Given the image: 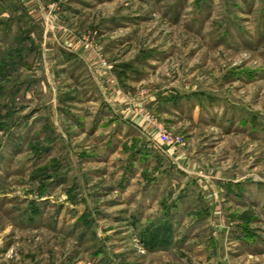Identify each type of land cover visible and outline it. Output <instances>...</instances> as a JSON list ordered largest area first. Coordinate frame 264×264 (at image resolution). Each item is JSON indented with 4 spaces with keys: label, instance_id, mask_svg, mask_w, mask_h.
<instances>
[{
    "label": "rangeland",
    "instance_id": "obj_1",
    "mask_svg": "<svg viewBox=\"0 0 264 264\" xmlns=\"http://www.w3.org/2000/svg\"><path fill=\"white\" fill-rule=\"evenodd\" d=\"M77 40L157 145L264 183V0H0V264H264L230 238L264 237L251 200L222 208L234 222H191L186 206L164 217L139 203L135 177L125 184L117 143L80 134ZM112 115L103 106L97 118Z\"/></svg>",
    "mask_w": 264,
    "mask_h": 264
},
{
    "label": "crops",
    "instance_id": "obj_2",
    "mask_svg": "<svg viewBox=\"0 0 264 264\" xmlns=\"http://www.w3.org/2000/svg\"><path fill=\"white\" fill-rule=\"evenodd\" d=\"M64 43H67V41ZM73 47L70 52L71 57L77 59V112L80 114H77V129L87 139H93L95 142L98 141L102 145L104 144V148L107 150L114 146L113 143H117L114 151L120 150L122 151L121 155H123L122 161L117 165L121 166V174L125 179V184L133 181L132 178L134 177V180L139 182L136 188L138 193L135 197L140 204L149 205L151 201L152 205L155 204V206L160 207V214L164 217L172 216L173 212L180 213V208L186 206L185 213H189L192 218L189 217L191 222L202 220L225 222L226 218L229 222H234L235 219L228 216L229 212H225L227 207L224 210L222 208L228 204L229 206L233 204L235 208H239L242 206V202L248 199L251 200L253 205H257V221L264 223V195L259 200V194L255 193L253 189V187L264 188V183L255 180L247 181L242 177L235 176L237 175L236 172L227 176L222 172L213 175V172L200 167L199 162L194 157L187 156L186 151H174L157 145L158 142L153 140L155 135L151 128L145 126L142 121H138L139 124L135 119L131 121L126 109L124 111L122 109V101L114 102L112 97L114 93L118 95L119 90H115L114 83H112L113 71H110V68H104L97 55L81 48L78 40L77 45L74 44ZM113 68L123 71V69H120V65ZM87 74L90 76H87ZM94 74L102 77L101 84L95 82L92 84L91 77L93 78ZM97 95L103 98L104 105L99 106L96 102L98 101V98L96 99ZM103 106H105V110L110 109L111 113L120 120L114 119L113 115L109 119L105 117V120H98L97 114L103 109ZM85 108L94 111L88 118L82 114ZM104 122L109 124L110 129L101 133L99 125ZM131 122L137 127L133 126ZM123 126L128 129L132 126L138 130L139 134L130 137V135L120 133L119 131L123 129ZM80 127L82 128L80 129ZM144 141L151 143L148 146L152 147L154 153L157 152L160 156L159 163L153 166L147 165L150 164L151 153L146 149L148 146H145ZM119 143L123 144L122 147ZM131 146L132 150H130ZM140 165H142L141 168L136 171V168ZM125 189L127 190V188ZM143 189L144 192H141ZM194 196L206 202V207L203 210L200 206L192 208L190 205L195 206L194 203H187ZM231 198L235 201L234 203L231 202ZM235 210L233 209L231 212L235 214ZM201 213L203 215L207 214L205 218L198 217ZM170 220L171 218H169ZM230 236L234 245L250 257L264 256L263 236H248L236 230L230 232ZM211 244L219 245L222 251L226 249L224 247L225 243L219 241L218 237H214Z\"/></svg>",
    "mask_w": 264,
    "mask_h": 264
}]
</instances>
